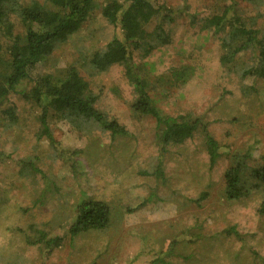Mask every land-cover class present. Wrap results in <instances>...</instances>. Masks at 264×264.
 <instances>
[{"label": "rangeland", "instance_id": "rangeland-1", "mask_svg": "<svg viewBox=\"0 0 264 264\" xmlns=\"http://www.w3.org/2000/svg\"><path fill=\"white\" fill-rule=\"evenodd\" d=\"M105 1L98 0L99 5L79 31L39 63L32 76L76 63L91 90L101 94V109L124 124L129 134L112 136L92 122H71L51 110L48 124L54 144L40 134V112L35 103L16 93L9 95L4 105L16 104L18 119L0 125V150L4 154L0 159V264H141L152 260L161 242L184 235V211L179 205L206 187L210 195L204 206L199 210L191 207L190 212L203 213L207 225L204 234L216 240L211 250L196 243L190 247L202 255L211 251L210 264H264V216L257 210L260 196L225 199L222 175L228 162L209 169L201 131L186 144L169 147L163 168L165 180L151 174L158 155L156 127L153 119L138 121L132 115L136 93L124 66L114 64L97 72L87 63L114 34L113 25L101 15ZM18 2L29 5L32 0ZM151 2L172 17L164 24L170 42L154 49L145 60L157 74L188 63L195 64L196 75L200 74L159 101V106L172 115L189 111L201 117L215 138L232 151L250 148L254 157L260 156L264 152V79L241 75L253 62L254 52L244 50L236 55L235 67H224L220 63L223 49L217 39L222 33H215L213 28L199 30L191 21V15L202 18L217 13L229 0ZM239 9L246 16L256 17L255 27L264 31V0H239ZM158 19L160 16L148 24V31ZM11 20L15 32L24 30L17 16L13 14ZM30 161L52 181L42 198L44 179L31 169ZM146 171L150 174L145 175ZM153 192L156 195L150 198ZM84 198L106 200L114 209L112 225L76 241L65 238L49 259L44 258L39 231L50 236L66 234L75 217V206ZM231 225L246 236L245 247L241 248L243 242L236 238L228 244L229 236L223 233ZM219 233L223 235L217 236ZM251 249L259 256L255 257ZM177 263L186 264L183 259Z\"/></svg>", "mask_w": 264, "mask_h": 264}, {"label": "trees", "instance_id": "trees-1", "mask_svg": "<svg viewBox=\"0 0 264 264\" xmlns=\"http://www.w3.org/2000/svg\"><path fill=\"white\" fill-rule=\"evenodd\" d=\"M98 5V0H32L29 5L20 4L18 0H0V34L4 39L0 38V125L4 121L17 122L16 104L4 105L9 100V95L16 93L39 108L38 118L42 126L40 134L48 137L54 144L56 140L48 124L51 110L56 111L58 117L71 122H92L112 136L129 134L124 124L101 109L98 104L101 94L91 90L89 81L81 74L76 63L57 67L54 72L32 76L39 63L79 31ZM13 14L23 25L22 32H15V22L11 20ZM165 14L151 0H106L102 5L101 15L113 25L114 34L103 49L91 54L87 63L91 70L97 72L106 71L114 64L124 66L125 76L136 93L131 103L132 115L138 121L151 118L155 123L158 155L151 174L165 180L163 168L169 147L186 144L194 138L196 132L201 131L209 169L221 162H228L222 175L221 191L225 199L240 201L258 193L260 198L257 210L264 216V152L254 157L250 148L232 151L229 145L215 138L201 117L194 116L189 111L168 114L159 106V101L167 98L172 91L200 76L196 75L195 64L173 66L157 74L153 65L145 60L154 49L170 42L169 29L164 24L172 17L169 12ZM158 16L160 19L154 29L148 31V24ZM255 20L256 17L240 12L239 0H229L227 5L211 16L200 18L191 15L192 24H196L199 30L213 28L215 33H222L217 36L223 49L220 55L222 66L235 67L236 55L252 49L253 62L243 68L241 75L258 80L264 79V31L255 27ZM29 84L31 86L27 87ZM3 157L0 150V159ZM30 167L44 179L42 198V194L46 196L50 191L51 178L35 167L32 161ZM144 174L150 172L146 171ZM154 195L155 192L150 198ZM209 195L210 190L206 187L195 198H189L179 205L184 211V235H173L171 239L161 242L156 258L141 264H178V259H183L186 264H210L208 261L211 251H205L202 255L190 247L192 243H196L197 246H206L205 249L211 250V243L216 240L215 236L204 234L207 225L206 217H201L203 213L190 212L191 207L201 209ZM113 210L106 200H80L75 206V217L66 234L50 236L39 231L38 244L46 251L44 258L49 259L51 253L64 243L65 238L72 242L88 232L107 230L112 225ZM192 217L193 221L190 223ZM187 222L190 226L185 228ZM223 234L229 236L228 244L236 238V241L243 242L241 248L246 246V236L237 230L236 225L229 226ZM223 234L219 233L217 236ZM239 252L235 253L237 257ZM251 253L255 257L259 256L253 249Z\"/></svg>", "mask_w": 264, "mask_h": 264}]
</instances>
